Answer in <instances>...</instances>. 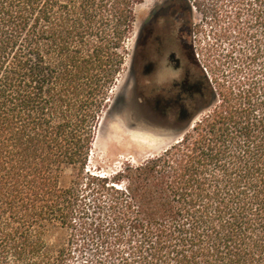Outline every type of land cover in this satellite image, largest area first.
Masks as SVG:
<instances>
[{
    "label": "trees",
    "instance_id": "obj_1",
    "mask_svg": "<svg viewBox=\"0 0 264 264\" xmlns=\"http://www.w3.org/2000/svg\"><path fill=\"white\" fill-rule=\"evenodd\" d=\"M144 1L0 0V264H264V0H218L214 111L89 182Z\"/></svg>",
    "mask_w": 264,
    "mask_h": 264
},
{
    "label": "rangeland",
    "instance_id": "obj_2",
    "mask_svg": "<svg viewBox=\"0 0 264 264\" xmlns=\"http://www.w3.org/2000/svg\"><path fill=\"white\" fill-rule=\"evenodd\" d=\"M187 1L191 3V26L194 29L192 40L196 52L199 54L198 59L201 60L202 70L212 87L213 99L195 115L183 130L178 132L156 129L139 121L136 113L137 105L130 94L133 82L135 24L133 32L126 41V63L118 77L111 106L103 117L90 153L86 169L89 182L92 180L90 178L92 176L113 178L126 167H137L147 159L162 153L184 137L220 104L218 85L215 81V77H217L215 68L218 67L219 56L228 53L230 48L223 29L225 26L220 22L223 9L218 0ZM163 2L165 0H145L139 4L136 9V23L145 18L154 7L162 5ZM71 173V170H68L67 174ZM86 195V211L83 221L88 223L87 227L89 228V222L95 215L93 187H89ZM76 255L78 259L76 264H82L83 260L89 257V250L87 249L83 253L76 252Z\"/></svg>",
    "mask_w": 264,
    "mask_h": 264
},
{
    "label": "flooded vegetation",
    "instance_id": "obj_3",
    "mask_svg": "<svg viewBox=\"0 0 264 264\" xmlns=\"http://www.w3.org/2000/svg\"><path fill=\"white\" fill-rule=\"evenodd\" d=\"M165 0L137 21L131 96L149 127L183 130L213 99L192 37L190 12Z\"/></svg>",
    "mask_w": 264,
    "mask_h": 264
}]
</instances>
